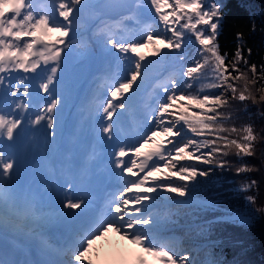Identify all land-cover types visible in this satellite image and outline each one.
Segmentation results:
<instances>
[{
	"label": "snow or ice",
	"instance_id": "obj_1",
	"mask_svg": "<svg viewBox=\"0 0 264 264\" xmlns=\"http://www.w3.org/2000/svg\"><path fill=\"white\" fill-rule=\"evenodd\" d=\"M223 7V0H0V264H228L195 237L222 222L246 225L264 207H255V195L246 196L254 212L200 197L216 169L258 170L244 158L256 156L264 135L251 123L237 126L231 109L237 101L245 112L247 101L264 104V63H249L251 48L222 52ZM73 54L101 65L81 106L92 132L89 159L102 156L114 181L100 214L73 148L62 143ZM41 161L46 179L25 180ZM54 222L70 225L63 242L46 236ZM109 233L135 248H94ZM22 237L34 248L18 243Z\"/></svg>",
	"mask_w": 264,
	"mask_h": 264
},
{
	"label": "trees",
	"instance_id": "obj_2",
	"mask_svg": "<svg viewBox=\"0 0 264 264\" xmlns=\"http://www.w3.org/2000/svg\"><path fill=\"white\" fill-rule=\"evenodd\" d=\"M224 19L219 35V43L222 52L233 54L236 48L242 46L245 50L252 49V55L249 63H264V0H223ZM255 26V31H252ZM244 33V40H237L238 32ZM153 51V46L145 47V52ZM245 55L247 53L245 52ZM231 58V55L230 57ZM243 70V66H242ZM249 76L251 73H248ZM264 83V82H261ZM243 86V82H240ZM258 83L255 88L260 87ZM247 111L243 110L241 102H234L232 112L238 117L237 126L251 123L258 135H264V104L256 105L251 101L245 102ZM236 163V157L230 155L227 157ZM244 162L254 166L257 171L237 175L235 167L231 170L216 169L212 174V179L216 183L205 190L200 198L215 197L222 203H226L242 212L252 210L246 200L247 195H255L257 204L255 207H264V142H258L256 156L245 157ZM256 180L257 185L249 192H240L242 184L250 180ZM209 219L214 216L209 213ZM181 235V233H177ZM197 245L212 243L215 245L212 252H222V258L228 261V264H264V212H254L253 218L246 225L235 224L231 222H222L214 226L210 235L205 238L195 237ZM187 246V245H186ZM205 253L198 252V258H203Z\"/></svg>",
	"mask_w": 264,
	"mask_h": 264
},
{
	"label": "rangeland",
	"instance_id": "obj_3",
	"mask_svg": "<svg viewBox=\"0 0 264 264\" xmlns=\"http://www.w3.org/2000/svg\"><path fill=\"white\" fill-rule=\"evenodd\" d=\"M140 51L143 52L145 55H150L152 53V51L145 52V48L140 49ZM73 56H74L73 65H74L75 70L72 73V82H73L72 97H73V93L76 92L77 93V99L75 101V104L72 107V110L73 111L77 110L78 112H82L83 110H82L81 106L87 105L88 101L91 98L92 92L96 88V82L93 84V83H91L92 82L91 80L100 76V74H96V73L98 71H100L101 65L99 64L98 61H96L94 59L77 58V57H75V54H73ZM78 78H80L81 81L80 80L77 81ZM72 97H71V99H72ZM73 103L74 102H72L71 104H73ZM72 114H73V112H72ZM81 114H84V112H82ZM82 117H85V116H82ZM70 118H71V116H70ZM77 127H78V125H77ZM91 161L92 160L89 159V157L86 158L87 163H90ZM36 168H38L39 171H42V169H44L43 161H41ZM39 173L40 172H38L36 174V178H37L36 182L38 184L42 180L39 176ZM110 237L112 239H110ZM103 240L106 241L107 247L115 246V245H117L123 241V240H121V238L116 233L108 234Z\"/></svg>",
	"mask_w": 264,
	"mask_h": 264
},
{
	"label": "bare ground",
	"instance_id": "obj_4",
	"mask_svg": "<svg viewBox=\"0 0 264 264\" xmlns=\"http://www.w3.org/2000/svg\"><path fill=\"white\" fill-rule=\"evenodd\" d=\"M75 98H76V92L73 93V97L70 100L69 105ZM77 120H78V114L74 113L72 115L71 120L67 123V131H66L62 141H63V144L66 141H68V140L69 141L73 140V141H76V142L82 144V145H80V149L82 150L80 155H84L85 154L86 157H89V155H87V153L91 152L92 142L89 140V142H90L89 144L90 145L89 144H83L85 141H87L85 139V141L82 142L84 140V132L82 131V127H85V125L81 121V125L79 127H77L76 126ZM86 128H87V126H86ZM89 129H90V126H89ZM68 132H72L74 134L72 136H69L67 134ZM87 134H89V132H86V135ZM85 138H87V136ZM87 139H90V138H87ZM87 146H90V147H87ZM92 162H93V160L91 161V164H92ZM24 179L25 180H27V179H32V180L36 179V172L32 171V172L27 173L25 175ZM107 193H108V191L103 194V198L106 200V203H107ZM69 231H70V227L69 226H67L65 229H55V228H51L50 226H48L47 232H46V236L48 238H50L51 240H53V241L60 240L61 242H63V239L69 234ZM109 234H111V233H109ZM110 239H112V238L110 237ZM18 243H20L22 245H27L28 247L34 248V242L30 241V240H27L26 238H23V237L20 238ZM117 245L129 248V249L135 248V246L132 245L128 241H122V242H120ZM106 247H107L106 241L103 240V239L102 240H98L96 242V245H94V248H106Z\"/></svg>",
	"mask_w": 264,
	"mask_h": 264
}]
</instances>
